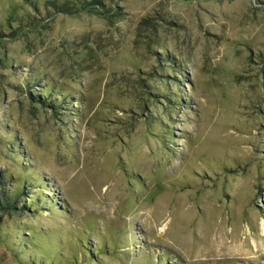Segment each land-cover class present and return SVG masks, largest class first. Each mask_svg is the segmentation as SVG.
Masks as SVG:
<instances>
[{
    "label": "rangeland",
    "instance_id": "374dc122",
    "mask_svg": "<svg viewBox=\"0 0 264 264\" xmlns=\"http://www.w3.org/2000/svg\"><path fill=\"white\" fill-rule=\"evenodd\" d=\"M20 185L0 264L21 226L59 264H264V0H0Z\"/></svg>",
    "mask_w": 264,
    "mask_h": 264
},
{
    "label": "trees",
    "instance_id": "16d2710c",
    "mask_svg": "<svg viewBox=\"0 0 264 264\" xmlns=\"http://www.w3.org/2000/svg\"><path fill=\"white\" fill-rule=\"evenodd\" d=\"M43 96L46 98L47 94H44ZM44 98L42 99L43 102L45 100ZM25 188V186L20 185L16 189H5V191H2L0 186V195H4V199L0 200V214L3 212L12 213L13 211L24 209L26 207L29 209L34 204V201L31 200V197L25 196ZM17 192L19 195L17 194L18 197L16 200L23 195L26 199V202H23V199H21L18 204L12 205L11 197L15 196ZM44 202L50 201L45 199ZM1 218L2 216H0V219ZM17 230L18 235L16 239L13 240V243H11L12 245L9 249L13 257L15 256L16 259L14 258V260L17 263L22 262L21 264H27L30 260H35L36 262L39 261L42 264H59L58 253L57 251L54 252V245L46 233H39L32 228H23L22 226ZM32 251H34L35 254L31 256L30 253ZM15 254L18 256L20 255V257L16 256ZM162 258L164 259L165 257Z\"/></svg>",
    "mask_w": 264,
    "mask_h": 264
}]
</instances>
